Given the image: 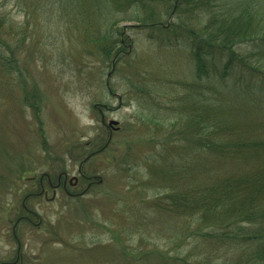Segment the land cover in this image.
Wrapping results in <instances>:
<instances>
[{"label": "rangeland", "instance_id": "obj_1", "mask_svg": "<svg viewBox=\"0 0 264 264\" xmlns=\"http://www.w3.org/2000/svg\"><path fill=\"white\" fill-rule=\"evenodd\" d=\"M26 1L30 0H8L1 8L7 15L5 31L9 39L27 20L33 23L39 19L43 28L35 31L42 45L33 44L29 38L17 51V70L0 72V264H167L165 256L184 254L183 248L189 249L196 264H230L232 259L237 260L234 250L228 249L227 242L233 239L203 236L208 224L197 229L199 234H192L189 222L184 224L180 216L166 213L164 187L171 181L165 182L160 173H156L160 179L153 177L154 169L147 171L151 163L146 160L152 158L148 153L153 137L155 143L167 140L175 128L171 123L175 118L165 124L140 119L134 84L142 78L133 73L132 57L118 56L121 61L109 78L111 93L107 78L113 59L104 63L88 59L83 69L69 62L71 49L81 46H75L76 38L64 29L60 10L50 4L54 11L43 13L45 17L37 12L27 15ZM212 3L211 12L199 9L204 19L212 13L234 15L237 4L248 10L247 15L255 12L256 20L264 14V0ZM179 22L180 16L164 13L162 24L169 30L158 32L154 39L141 33L134 46L136 53L151 62L159 46L172 38V25ZM191 22L196 27L201 25V21ZM186 47L180 45L166 52L167 64L161 63L158 69H164L170 79L191 84L195 61ZM230 79L221 100L223 114L234 115L231 120L236 135L261 140L264 98L243 93L237 77ZM244 79L249 78L245 75ZM185 83L177 86V95L187 97L183 110L189 105L194 116L191 104L196 91ZM205 91L213 93L207 88ZM112 119L119 121L113 128L109 126ZM193 150L171 157L174 162L167 168L181 162H200ZM237 153L227 158L212 155L205 162L224 176L232 168L231 158L240 159ZM242 160L264 166V151L255 156L242 155ZM80 165L85 178L79 173ZM63 171L69 178L79 176V184L68 182L66 191L62 177L55 190L49 178L57 184ZM179 178L175 176L174 180ZM24 205L36 213L25 211ZM169 214L174 216L172 220ZM175 224L181 229V239L171 246L168 241L172 235L166 232ZM157 227L164 232L159 233ZM212 250L214 253L207 256ZM240 264H264V260L246 256Z\"/></svg>", "mask_w": 264, "mask_h": 264}, {"label": "trees", "instance_id": "obj_2", "mask_svg": "<svg viewBox=\"0 0 264 264\" xmlns=\"http://www.w3.org/2000/svg\"><path fill=\"white\" fill-rule=\"evenodd\" d=\"M6 1H0V72L17 70V54L20 53L17 51L29 38L33 39V44L42 45V38L35 33L43 28L39 19L33 23L30 20L21 22L19 33L8 38L9 34L5 31L7 15L1 12L2 6L7 5ZM15 1L20 3L21 0ZM212 1L51 0L43 3L38 0L36 4L30 0L26 4L27 15L37 12L39 17H45L43 13L54 11L50 4L60 10L58 16L64 18V29L76 38L75 46H81L70 52L69 62L77 67L80 65L83 69L84 64L88 65L93 58L102 63L112 58L117 64L121 61L118 56L132 57L133 73L142 78L134 84L140 119L165 124L175 118L171 121L175 128L167 140L155 143L157 139L153 137V148L148 153L152 158L146 160V163H151L147 171L150 172L151 167L154 169L151 171L153 177H158L156 173H160L165 182L171 181L169 185L166 182L164 187L168 198L163 206L166 213L180 216L184 224L189 222L192 234H199L197 229L202 224H208L203 236L224 237L223 241L233 239L227 242L228 249L234 250L237 260L232 259L230 264H240L246 256L264 260V166L256 167L251 160L249 163L242 160V155L255 156L264 151V136L255 140L250 136L236 135L237 128L231 120L234 115L223 114L221 100L232 77H237L243 93L264 98V14L256 20L255 12L247 15L248 10L237 4L234 15L216 16L212 13L204 19L198 14L199 9L203 13L211 12ZM164 13L180 16L181 22L172 25L174 33L169 43H162L149 62L136 53L134 46L143 32L154 39L158 32L169 30L162 24ZM191 20L201 21V25L196 27ZM125 22L132 24L124 26ZM18 35L19 41L15 38ZM180 45L187 46L195 61V80H191V84L181 79H170L164 69H158L161 63L167 64L166 52ZM245 75L249 79H244ZM183 83L195 88L196 95L191 104L194 116L189 105L183 110L187 97L177 95L180 93L177 86ZM206 88L213 93H207ZM260 92L262 95H259ZM217 100L220 103H213ZM164 117L167 119L161 121ZM197 147H200L199 152ZM191 149L198 153L200 162H181L179 166L167 168L174 162L171 157L190 154ZM234 152H238L240 159L231 158L232 168L227 169L224 176L220 170L205 162L215 155L227 158L226 155ZM175 176L180 178L174 180ZM154 214L152 221L156 220ZM173 217L169 214L168 219ZM156 230L159 233L163 231L160 227ZM180 232L177 224L166 232L172 235L168 241L171 246L180 243ZM186 244L183 243V247ZM182 252L184 254L165 256L167 264H196L189 249L183 248ZM213 253L212 250L207 256Z\"/></svg>", "mask_w": 264, "mask_h": 264}, {"label": "flooded vegetation", "instance_id": "obj_3", "mask_svg": "<svg viewBox=\"0 0 264 264\" xmlns=\"http://www.w3.org/2000/svg\"><path fill=\"white\" fill-rule=\"evenodd\" d=\"M79 173L80 174H82L84 177H86L85 176V174L83 173V171L82 172H80L79 171ZM62 177H63V188H66L67 187V183L69 182L70 184H74L75 186H77L78 184H79V178L78 179H76V177L75 178H69L68 177V174L66 175V173L65 172H62V173H60V175H59V177H58V183L57 184H53L52 183V181H51V178H49L50 180V182L49 183H51V185H53L54 187H55V190H56V187L57 186H59L60 184H61V182H62ZM44 189V188H43ZM44 192H45V190H44ZM46 193V192H45ZM30 221V220H29Z\"/></svg>", "mask_w": 264, "mask_h": 264}, {"label": "water", "instance_id": "obj_4", "mask_svg": "<svg viewBox=\"0 0 264 264\" xmlns=\"http://www.w3.org/2000/svg\"><path fill=\"white\" fill-rule=\"evenodd\" d=\"M116 124H118L117 120L113 119V120L110 121V125H116Z\"/></svg>", "mask_w": 264, "mask_h": 264}]
</instances>
